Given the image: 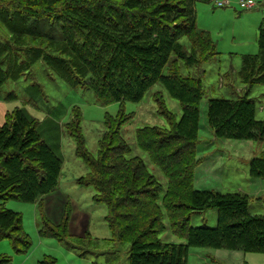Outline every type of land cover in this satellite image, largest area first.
Returning <instances> with one entry per match:
<instances>
[{"label": "rangeland", "instance_id": "1", "mask_svg": "<svg viewBox=\"0 0 264 264\" xmlns=\"http://www.w3.org/2000/svg\"><path fill=\"white\" fill-rule=\"evenodd\" d=\"M63 1L0 0V126L15 109L23 110L37 121V137L53 148L62 161L57 188L51 194L33 203L20 202L14 195L0 201V206L21 216L31 244L26 252H17L11 241L0 240V257H6L9 264H37L45 258L53 259L55 264H128L132 242L149 220L143 215L146 208L136 194L138 188L158 192L161 220L153 224L152 234L167 246L184 245L185 241L173 235L170 210L163 208L164 202L175 208L183 206L177 212L188 216L186 207L191 191L239 194L247 198L251 213L264 215V178L250 173L255 160L259 162L258 168L264 170L261 162L264 125L260 136L249 133L233 137L238 131H232L236 124L231 121L235 119L228 117L227 109L213 108L218 115L217 124L210 123L207 110L210 100L247 99L243 104L253 106L256 122L264 123V82L247 85L241 76L245 57H257L256 63L260 60L258 30L264 27V0H210L195 5V26L205 32L210 50L208 47L205 52L200 51L183 37L179 41L180 50L184 59L191 58V63L177 61V56L172 54L165 67L169 72L178 70L182 80L199 87L201 96L196 112L188 111L185 115L182 106L161 83L149 85L137 102L106 105L89 86L70 85L83 79L87 84L90 77L71 52L74 45L87 42L84 33L70 31L65 41L58 40V35L49 41L16 39L11 35L10 32L21 35L23 28L35 22L39 24L35 28L48 30L56 17L62 15ZM240 2H252L255 8L242 10ZM10 16L13 23L8 24L6 20ZM87 24L92 26L93 22ZM108 47L104 41L101 49ZM30 51L36 54L30 55ZM51 53L56 58L51 59L56 68L58 62L65 66L57 69L67 80L44 60L43 55ZM61 55L72 61L67 63L59 58ZM26 64L28 69L22 71ZM6 66L11 77L6 75L3 81L1 69ZM259 74L253 69L250 82L264 77H258ZM139 130L151 135L144 139L149 153L139 145ZM148 141L153 144L149 145ZM115 149L123 152V156ZM102 154L106 158L98 163ZM88 160L94 167L89 168ZM95 186H100L103 194ZM103 197L112 207L103 203ZM67 203L70 209L65 215ZM120 203L124 205L116 213L113 206ZM122 211L131 214L128 217L132 223L124 221L120 225L116 221L120 225L118 229L123 231V226L131 224L136 232H126L119 239L113 236L108 220L117 217L115 213L125 216ZM191 212L190 226L216 227V209ZM43 216L45 221L56 224L67 218V235L61 239L43 237L40 234ZM16 237V246L21 249L23 239ZM185 261L186 264H264V254L188 248ZM1 264L6 263L1 261Z\"/></svg>", "mask_w": 264, "mask_h": 264}, {"label": "trees", "instance_id": "2", "mask_svg": "<svg viewBox=\"0 0 264 264\" xmlns=\"http://www.w3.org/2000/svg\"><path fill=\"white\" fill-rule=\"evenodd\" d=\"M209 1L64 0L60 11L65 17L57 16L56 20L49 25L48 30L38 29L39 24L35 22L31 25L29 23L28 28H23L21 35H18L19 32L10 33L16 39L26 37L30 40L42 38L48 41L57 35L58 40L65 41L71 35L70 31L84 33L87 42L80 46L74 45L71 52H74L77 60L82 63V69L87 70L86 74L89 73L90 77L87 79V84L83 79L79 83L70 84L68 82L70 85L81 87V84H84L82 88L89 86L97 99L106 105L110 103L123 104L125 101L137 102L149 85L161 83L170 97L179 102L185 115L188 111L196 112L195 106L201 96L199 87L197 84L191 85L182 80L178 70L169 72V70H165V67L167 59L172 54L177 56V61L183 60L191 63V58L184 59L180 50L179 41L183 37H186L192 46L200 51L205 52L208 47L210 50L205 32L198 30L195 26V5ZM94 10L95 13H93ZM6 21L8 24L13 23L11 16ZM36 21L39 22L37 19ZM87 22H93L92 26H89ZM71 27L73 30H70ZM110 34L111 36H109ZM108 36L109 38H106ZM104 41L109 46L105 50L101 49ZM258 45L259 63H256L257 57L243 59L241 76L247 85L264 82V77L252 83L249 79L253 69L260 73L258 77L264 75V27H259ZM29 53L30 55L36 54L31 51ZM43 57L55 73L61 74L60 76L67 80L62 71L57 69L65 66L58 62L56 68L55 64L51 62V59L55 58L52 53L43 55ZM59 58L67 63L72 61L70 58H68L69 60L62 58V55ZM14 64L17 62L15 61ZM28 66V64L22 66V71L28 69L26 68ZM2 70L3 81H5L6 75L11 77V74L7 71V66ZM15 73L18 77V71ZM246 101L247 99L235 102L210 100L207 106L210 123H218V115L213 111V108L223 107L227 109L228 117L235 119L231 121L232 124H236V128L232 131L246 132L244 135L235 133L233 137L248 136L249 133L260 136L264 123L256 122L254 107L244 105L243 103ZM9 116L0 126V201L10 199V195H14L20 202L33 203L56 190L62 161L53 148L37 137L38 123L35 119L20 109H15ZM8 123L9 126H7ZM143 132L145 131L137 132L139 145L149 153L144 139L151 135L149 132L144 134ZM147 143L153 144L152 141ZM115 150L123 156V152H120L119 149ZM104 158L106 157L102 154L98 163L103 162ZM261 162H264V159ZM87 163L89 168L94 167L93 162L88 160ZM258 165L257 160L253 161L250 173L256 177L264 178V170L259 169ZM133 178L134 171L131 169V182H133ZM95 188L98 189V193L103 194L104 190H101L100 186H95ZM109 188L110 186L107 187V190ZM136 194L146 208L143 215L149 220L146 227L132 242V253L128 264H186L185 254L188 248L264 254V215L251 213L248 200L242 195L191 191V198L186 207V210L189 211L187 214L191 215L193 214L192 210L197 211L202 208L216 209L217 223L214 228H209L206 225L190 226L191 216H183L181 212H177L183 206L175 208V205L164 202L163 208L170 210L169 219L173 235L185 241L184 245L167 246L159 243L152 234L153 224H159L158 221L161 220V208L157 206L158 192L154 194L138 188ZM102 201L108 207H112L105 197L102 198ZM123 205L120 203L113 206L116 213L121 210ZM69 209L70 206L67 203L65 215ZM116 213L117 217H110V221L108 220L114 237L122 239L124 233L136 232V228L131 224L126 228L123 226L124 230L120 231L118 227L121 223L124 221L132 223L128 217L131 214L126 215L122 211L125 216H119ZM116 221H120V225L117 226ZM65 222H67V218L58 224L50 223L48 220L45 221L43 216V229L40 234L43 237L61 239L67 235L68 223ZM16 236L23 239L21 249L16 246ZM4 239L11 241L17 252H26L31 245L28 235L23 230L21 216L0 206V240ZM134 251L138 252L133 254ZM1 261L9 264L6 257H0V264ZM37 264H55V261L45 258Z\"/></svg>", "mask_w": 264, "mask_h": 264}, {"label": "built area", "instance_id": "3", "mask_svg": "<svg viewBox=\"0 0 264 264\" xmlns=\"http://www.w3.org/2000/svg\"><path fill=\"white\" fill-rule=\"evenodd\" d=\"M255 5L252 2H240L239 8L242 10H250L253 9ZM217 7H222L221 4H217Z\"/></svg>", "mask_w": 264, "mask_h": 264}, {"label": "crops", "instance_id": "4", "mask_svg": "<svg viewBox=\"0 0 264 264\" xmlns=\"http://www.w3.org/2000/svg\"><path fill=\"white\" fill-rule=\"evenodd\" d=\"M255 8V6L253 7V9ZM252 10V9H251Z\"/></svg>", "mask_w": 264, "mask_h": 264}]
</instances>
